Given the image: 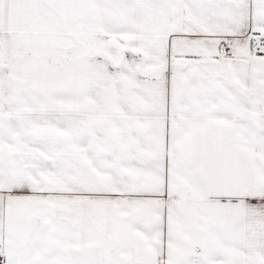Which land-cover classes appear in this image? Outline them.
<instances>
[{
  "label": "snow or ice",
  "instance_id": "1",
  "mask_svg": "<svg viewBox=\"0 0 264 264\" xmlns=\"http://www.w3.org/2000/svg\"><path fill=\"white\" fill-rule=\"evenodd\" d=\"M0 264H264V0H0Z\"/></svg>",
  "mask_w": 264,
  "mask_h": 264
}]
</instances>
